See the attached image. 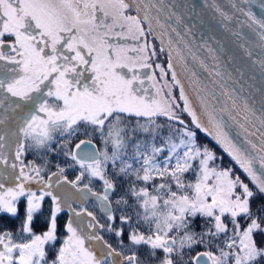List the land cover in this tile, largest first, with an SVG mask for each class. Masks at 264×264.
<instances>
[{"label": "snow or ice", "instance_id": "obj_1", "mask_svg": "<svg viewBox=\"0 0 264 264\" xmlns=\"http://www.w3.org/2000/svg\"><path fill=\"white\" fill-rule=\"evenodd\" d=\"M227 7L201 3L264 81V0ZM200 14L189 0H0V214L15 218L25 201L19 239L0 231V264H264V200L252 205L264 197V97L257 108L242 94L208 39L198 47L211 65L193 50L196 23L185 17ZM165 53L166 66L155 62ZM197 131L249 183L221 167ZM30 150L42 163L26 162ZM42 150L68 163L49 171ZM77 168L69 179L66 169Z\"/></svg>", "mask_w": 264, "mask_h": 264}, {"label": "water", "instance_id": "obj_2", "mask_svg": "<svg viewBox=\"0 0 264 264\" xmlns=\"http://www.w3.org/2000/svg\"><path fill=\"white\" fill-rule=\"evenodd\" d=\"M179 2L182 4L183 0H179ZM189 2L194 3L201 13L198 18L194 15L192 17H185L186 23H196V28L193 30V37L195 38L196 43L192 45L193 50H197L198 55L204 58L206 62L211 65L212 61L208 58L207 52L204 49H199L198 47L202 39H208L209 43L212 44V47L217 49V54L221 59V63L227 64V70L232 71L233 76L239 80V85L245 89L242 94L245 96L250 95L251 99L255 100L256 107L259 108L262 97H264V81L261 80L258 72H253V70L248 67V61L243 56L242 50L238 47L236 37L221 28L217 20L212 18V13L209 10L201 9L202 0H189ZM218 2L225 6V10L231 11V9L227 7V0H218ZM253 11L259 14L260 10L258 3L253 6ZM231 26L235 27L234 24ZM180 31L183 32V29L181 28ZM186 39L190 38L186 37ZM220 46L223 47V52L219 50ZM229 56L233 57L231 62L228 61ZM190 66L196 68V66L191 64V62ZM237 67H240L244 71L245 75L243 79H240L236 73L235 69ZM196 70L199 72L202 79H208L206 73L198 68H196ZM252 75L256 76L255 80L250 79V76ZM181 78L186 82V77L182 76ZM229 86L235 88L237 92H240V87L237 84L229 82ZM256 89H259L260 91H256ZM232 132L235 134V129H232Z\"/></svg>", "mask_w": 264, "mask_h": 264}, {"label": "trees", "instance_id": "obj_3", "mask_svg": "<svg viewBox=\"0 0 264 264\" xmlns=\"http://www.w3.org/2000/svg\"><path fill=\"white\" fill-rule=\"evenodd\" d=\"M153 43L155 44V46L157 48H159V45L157 41H153ZM166 54V53H165ZM185 119H188L187 116H185ZM80 138H83V136H80L78 135L77 137H75V139L73 140V144L79 140ZM57 140H58V136H57ZM57 140H54L51 144V147L53 149L56 148V143H57ZM197 140L199 143H201L202 145L203 144H207L208 147H210L211 149H213L216 153L217 156H222L223 157V160L220 161V160H217V163L220 164L221 167H228V166H232L233 168V175H240L241 179L245 181V183H249L247 177L241 172V170L230 160V158L227 156L226 153L223 152V150L214 142L211 140V138L209 137H206L204 136L202 133H199V131H197ZM97 143H98V139H97ZM43 155H47L49 161H50V165H49V171H55V164L57 163H60L62 166L65 165L66 163H68V161H66V159L63 157L62 153H57V152H52V153H48L46 150H44L42 152ZM79 171V169H66V172L65 174L68 176L69 179H74L76 173ZM250 187H251V184H250ZM93 188L97 191L100 190V182H94L93 184ZM118 193L116 194H113V199H115V196L117 195ZM258 197V196H257ZM264 200V197H260L259 196V200L257 201L256 204H254V200L252 202V205H253V209L255 210L256 206L261 203V201ZM88 203L90 206L88 208L89 211H95L96 209L90 204V201L86 202ZM46 207H49V205L45 204ZM92 206V208H91ZM78 208V207H76ZM95 214L97 215L98 219L100 220L101 223H105V217L103 216L102 213H100L99 209L97 211H95ZM19 218L20 220L23 219V216L22 215H19ZM64 222H63V221ZM62 222V223H61ZM66 222V220L64 219H60L58 220V224L60 225V230H59V235H64V231H63V224ZM119 223V221L117 220V224ZM203 223L202 220H200L199 218L197 219L196 221V229L199 230V225ZM36 231V229H34ZM106 234H104L105 236V239L109 240V242H111L113 245H115V242H114V234H109L107 232H105ZM124 239L125 241H127V233H125L124 235ZM258 241H259V237H257ZM202 250L200 247H197L193 254H195V251H200ZM145 252V249L141 248L140 249V254L143 256ZM51 256V254H50Z\"/></svg>", "mask_w": 264, "mask_h": 264}, {"label": "flooded vegetation", "instance_id": "obj_4", "mask_svg": "<svg viewBox=\"0 0 264 264\" xmlns=\"http://www.w3.org/2000/svg\"><path fill=\"white\" fill-rule=\"evenodd\" d=\"M5 41H9L10 39H12V37H9V36H5L4 37ZM157 60L159 61V57H157ZM157 60L155 62H157ZM32 151L33 150H30L27 154H26V157H28V155L30 157H32ZM29 159V158H27ZM31 160H33L32 158H30ZM37 164H40L42 163V160L39 158H37V160H35ZM27 162V160H26ZM35 187V186H33ZM46 201L47 199H45V201L43 202V211L38 214L35 218V221L32 225L33 227V230L36 229L35 232L39 233L41 232L45 227V223H44V217L48 214V210H49V207H46L45 204H46ZM18 208H19V215H22L24 217V208H25V201L23 199H21L19 202H18ZM19 215H17L15 218H13L10 214H0V231H2L3 229L7 228L9 230H11L13 232V234L16 233V229L20 223V218H19ZM42 229V230H41ZM17 239L18 236H16ZM57 243H59V241H57ZM51 254V251H49V256Z\"/></svg>", "mask_w": 264, "mask_h": 264}, {"label": "rangeland", "instance_id": "obj_5", "mask_svg": "<svg viewBox=\"0 0 264 264\" xmlns=\"http://www.w3.org/2000/svg\"><path fill=\"white\" fill-rule=\"evenodd\" d=\"M158 42V41H157ZM157 45H159V42H158V44ZM156 49H157V52H159V48H157L156 47ZM159 57V61L157 60V62H159V63H161V64H163V65H165L166 66V64H167V54H164V55H159L158 56ZM157 75H158V73H157ZM182 79V78H181ZM176 95H178V91H176V93H175ZM82 127V126H81ZM81 139V138H80ZM98 139V138H97ZM44 150H42V152H43ZM27 158H29V159H27ZM30 158H32V159H35V160H37V158H38V156L36 155V153H35V151H32V157H30L29 155H28V157H26V160H31ZM96 183L97 182H99V181H95ZM245 182V181H244ZM47 199V204L48 205H50V199L49 198H46ZM259 200V196L258 197H256L255 199H254V204H256L257 203V201ZM88 201H90V204L96 209L95 211H97L98 210V208L95 206V203H94V201H92V200H88ZM87 201V202H88ZM73 207H78V205L77 204H73L72 205ZM87 208H89V204L88 203H86V205H85ZM92 206H91V208H92ZM95 211H94V213H95ZM60 219H64V220H66L67 221V219H68V212H67V209H65L61 214H59V216H58V220H60ZM63 221V220H62ZM64 222V221H63ZM62 223V222H61ZM42 230V229H41ZM45 230V228L42 230V231H44ZM41 231V232H42ZM40 233V232H39ZM16 234V233H15ZM14 234V237L15 238H17L16 237V235ZM66 233L64 232V235H65ZM102 235H104V234H106L105 232H102L101 233ZM19 238V237H18ZM114 242H115V244H116V242H117V238L115 237L114 238ZM57 246H59V243H57ZM49 251H51L50 249H49ZM52 258V251H51V256H49V259H51Z\"/></svg>", "mask_w": 264, "mask_h": 264}]
</instances>
